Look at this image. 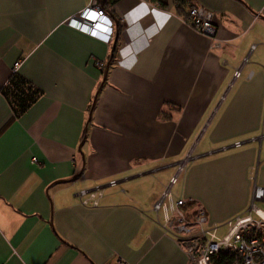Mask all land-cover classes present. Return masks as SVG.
I'll return each mask as SVG.
<instances>
[{"label": "crops", "instance_id": "0c3cea01", "mask_svg": "<svg viewBox=\"0 0 264 264\" xmlns=\"http://www.w3.org/2000/svg\"><path fill=\"white\" fill-rule=\"evenodd\" d=\"M89 3L0 0V264H191L153 204L191 151L177 198L209 223L264 190V0L101 1L108 42L68 23ZM191 4L221 47L185 21ZM17 60L41 90L19 116L2 92ZM110 179L97 207L75 196Z\"/></svg>", "mask_w": 264, "mask_h": 264}, {"label": "built area", "instance_id": "2783aa9c", "mask_svg": "<svg viewBox=\"0 0 264 264\" xmlns=\"http://www.w3.org/2000/svg\"><path fill=\"white\" fill-rule=\"evenodd\" d=\"M151 6L149 5V7ZM104 11L100 7V0H90L85 9L68 19V23L79 31L92 34L108 42L111 39L114 25ZM186 18L189 25L203 32L212 41L215 40L209 46L210 49L221 46V41L216 37L217 28L213 22V11L211 12L203 6L191 5ZM99 19L104 21L102 32L96 28L100 24ZM19 64L20 60L15 61L12 67L13 73ZM234 71V78H237L241 73L240 68L237 67ZM179 165H181L180 162ZM175 181L174 177L170 184H174ZM117 183L118 180L110 179L106 183L80 189L76 191L75 196L83 206L97 207L105 189L115 186ZM252 192L248 209L242 214H237L226 220L221 226L214 222L209 223L203 207H198L192 213L186 212V208L183 206L185 199L182 197L174 199L170 194L168 199L166 190L153 207L156 215L162 211L163 220H157L159 225L187 250L191 264H218L213 257L222 255L229 256L224 259V264H264V213L256 203L264 198V190L255 183ZM223 226L226 229L219 236L218 232ZM116 264L126 263L118 260Z\"/></svg>", "mask_w": 264, "mask_h": 264}, {"label": "trees", "instance_id": "16d2710c", "mask_svg": "<svg viewBox=\"0 0 264 264\" xmlns=\"http://www.w3.org/2000/svg\"><path fill=\"white\" fill-rule=\"evenodd\" d=\"M101 1L112 2V0H100V2ZM158 1L160 3H164L165 0ZM115 27L117 31H120L121 23L117 21V25ZM2 92L7 97V100L12 106L13 114H15V116H19L24 111H26L28 107L31 106L34 101L39 98V95L41 94V90L35 88L28 80H25L17 72L12 74V76L8 79V82L5 84ZM93 104L94 102L90 104L89 108H92ZM213 258L216 260V263L224 264V259L229 258V256L222 255L219 257L214 256Z\"/></svg>", "mask_w": 264, "mask_h": 264}, {"label": "rangeland", "instance_id": "374dc122", "mask_svg": "<svg viewBox=\"0 0 264 264\" xmlns=\"http://www.w3.org/2000/svg\"><path fill=\"white\" fill-rule=\"evenodd\" d=\"M191 5H193V4H191ZM191 5H189V6H191ZM189 9V8H188ZM188 9H187V11H186V14L184 15V18H185V21L189 24V22H188V19L186 18L187 17V15H188ZM193 27V26H192ZM194 28V27H193ZM113 29H114V26H113ZM195 29V28H194ZM197 31H199L198 29H196ZM113 31V30H112ZM200 32V31H199ZM114 33V32H113ZM200 33H203V32H200ZM204 34V33H203ZM112 36H113V34H112ZM213 41H215L214 39H213ZM212 43H210L209 45H208V48H209V46L211 45ZM221 46H222V43H221ZM220 46V47H221ZM216 48H219V47H216ZM210 49V48H209ZM213 49H215V47L213 48ZM213 49H211V50H213ZM117 56H118V58H117V62L116 63H119L120 61H121V59H122V57H121V54H120V50H118L117 51ZM20 63H21V61H20ZM95 63H96V66H98L99 68H101V69H104V64H105V59H96L95 60ZM15 64V63H14ZM13 64V65H14ZM20 65V64H19ZM18 68V67H17ZM18 70V69H17ZM17 70L15 71V72H17ZM14 74V73H13ZM8 81V80H7ZM93 102V101H92ZM237 143H239V144H237ZM240 141L239 142H236V144L235 145H240ZM193 158V153H192V151L189 153V154H187L186 156H185V158L184 159H182V160H179L178 161V163H177V165H176V169H175V171L173 172L174 173V176L173 177H171L170 178V180L168 181V182H165V187H164V191L166 190L167 191V195H168V199L170 198V195H171V197H173L174 199H176L177 198V196H180V194H182V192H183V186H184V184H183V181H182V171H183V169L185 168V166H186V164H188L187 162H188V160L189 159H192ZM179 162H180V164L181 165H179ZM164 169L162 170V171H158V172H156L155 173V177H154V182H157L159 179H162V178H164ZM175 177V179H176V181H175V183L174 184H170L171 183V179L172 178H174ZM167 180V179H166ZM255 182V181H254ZM255 184V183H254ZM254 186V185H253ZM164 191L162 192V194L164 193ZM161 194V195H162ZM170 194V195H169ZM160 195V196H161ZM162 197V196H161ZM160 197V198H161ZM159 198V199H160ZM159 199H157V200H159ZM167 199V198H166ZM167 199V200H168ZM182 199H185V204L183 205L185 208H186V212H189V213H192L193 211H195V210H197L198 209V207H202L201 205H198V206H194V205H192V198H190V197H188V198H182ZM156 200V201H157ZM155 201V202H156ZM154 202V203H155ZM168 202H169V200H168ZM167 202V203H168ZM262 209H264V206H263V204L262 203H259L258 204ZM153 206H154V204H153ZM204 209V208H203ZM156 212V211H155ZM160 213H161V215H163V213H162V211H160ZM206 214V213H205ZM157 218V220H159L160 221V219L158 218V217H156ZM214 223H216V222H214ZM217 224V223H216ZM225 227L223 226V227H221V229L219 230V232H218V235L220 236L224 231H225ZM176 242H178L179 243V241L177 240ZM179 244H181V243H179ZM187 251V250H186Z\"/></svg>", "mask_w": 264, "mask_h": 264}, {"label": "clouds", "instance_id": "9594fccd", "mask_svg": "<svg viewBox=\"0 0 264 264\" xmlns=\"http://www.w3.org/2000/svg\"><path fill=\"white\" fill-rule=\"evenodd\" d=\"M99 31V30H98ZM112 34H113V31H111V36H110V38L112 37Z\"/></svg>", "mask_w": 264, "mask_h": 264}]
</instances>
